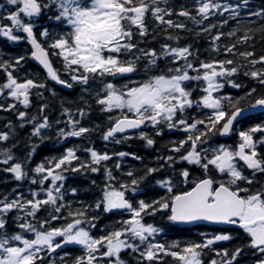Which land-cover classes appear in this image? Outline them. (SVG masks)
<instances>
[{"label":"snow or ice","instance_id":"obj_1","mask_svg":"<svg viewBox=\"0 0 264 264\" xmlns=\"http://www.w3.org/2000/svg\"><path fill=\"white\" fill-rule=\"evenodd\" d=\"M162 3L167 4L168 0H4L0 3V37L14 43L27 40L33 49L30 58L43 66L51 81L63 87L71 89L75 82L89 92L90 82L98 78L131 76L141 70L150 74L143 81L130 79L122 86L104 83L103 88L94 93L100 111L116 113L108 116L110 126L102 135L105 142L119 145L135 138L143 140L146 147H154L155 137L163 136L165 131L185 134L166 145L172 154L158 157L163 164L146 167L141 175L130 169L122 173L129 178L126 181L114 175L106 162L113 156L134 160L143 157L124 151L109 154L86 147L83 151L89 154V159L83 160L77 155L80 148H67L63 155L41 162L33 169L39 175L37 179L30 178L26 171L35 145L22 162H17L12 152L15 144L0 148V165L8 166L4 171L13 174L16 181L30 180L40 187V191L30 192V199L23 193L11 199L8 195L0 198V264H44L46 257L50 258L48 264H57V259L60 264H69L68 253H57L66 245L83 249V254L72 258L70 264H127L121 254L129 250L138 254V264H167L165 257L178 264H205V249L218 257L208 264H241V261L264 264V123L239 131L236 128L253 118L249 115L253 110L260 109L264 118V94L249 99L257 92L255 87L238 97L220 94L226 84L234 89L245 87L232 79L241 72L264 86V55L257 57L254 51L238 48L254 39L249 33H264V23L256 28L240 27L242 23L264 21V8L251 10L250 0H237L235 4L196 0V15H193L191 10L181 6L175 15L190 19L197 26L203 25L197 35L208 33L211 51L225 57L199 60L198 52L190 45L165 44L159 52L140 47L142 40L136 38L149 35L145 22L149 17L158 22V26H164L165 32L168 29L192 31L183 22L166 19L173 15V9L161 7ZM225 13L228 16L219 24H204L213 16ZM42 18L51 21V28L60 31L44 28L37 32ZM229 20H236L237 27L227 33L212 34L213 29L222 28ZM241 31L243 35H238ZM38 35L43 40H39ZM223 37L236 39L230 44L217 43ZM167 39L179 40V37L169 34ZM50 52L61 58L71 82L61 78ZM229 54L233 58H227ZM25 59L19 56L6 60L0 54V73L4 75V80L0 81V98L13 101L8 105L0 103V111L15 110L21 121L19 126L32 124V136L43 141L47 137L42 130L52 128L44 114L48 105H40L39 116H29L27 111L17 107L29 109L32 97L43 98L39 89L47 88L45 82L35 77L14 75ZM140 61H144L142 68ZM160 61L167 62L165 67H160ZM192 82L201 92L198 98L193 95L197 87H193ZM52 94L56 95L54 91ZM192 109L197 110L196 115L190 112ZM87 114L83 108L76 111L81 119ZM61 115L67 117L65 121H56L67 126L58 130L61 141L94 131L82 126L81 120L75 119L68 108H64ZM8 127L11 129V125ZM147 127L153 129L154 135L142 130ZM12 135L0 131V143L9 141ZM232 135L238 138L235 146L210 143L213 136ZM177 164L186 166L176 168ZM165 166L171 172L155 179V184L171 195L152 201L138 199L134 203L132 198L141 192L142 183L162 172ZM115 168L119 172L121 164L117 162ZM194 169L199 170L198 176L193 175ZM102 170L105 184L94 204L77 201L79 206L74 208L72 202L65 200L67 194H77L76 188H65L67 173ZM177 188L183 190L173 194ZM90 208L105 213L128 212L130 218L118 221L119 227L97 237L90 229L96 228L94 221L99 220V216H89ZM42 210L48 213L44 218L38 216ZM160 212H167L168 221L175 225L197 222L234 225L243 231L247 240L235 246L231 254L228 249L218 251L211 247L217 242L236 239L230 232L221 231L211 237L202 234L201 242L184 245L157 242L155 237L162 229L145 223L144 218ZM10 220L19 231L9 232ZM60 220L65 223L52 227L53 222ZM53 253H57V257L53 258ZM244 256L248 259L243 260Z\"/></svg>","mask_w":264,"mask_h":264},{"label":"trees","instance_id":"obj_2","mask_svg":"<svg viewBox=\"0 0 264 264\" xmlns=\"http://www.w3.org/2000/svg\"><path fill=\"white\" fill-rule=\"evenodd\" d=\"M221 3L235 4L237 0H220ZM0 3H4V0H0ZM161 7L172 8L173 15L171 17H166V19H173L178 22H183L187 25L188 29H192V31L188 30H179V29H168L167 32L163 31L164 26H158V22L154 21L151 17L146 18V24L149 28V35L143 38L137 37L136 39L142 40L140 44L141 48L145 49H155L157 52L160 51L161 45H171L173 47H184L191 46L194 51L198 52L199 60H209L213 57L218 59H224L223 55H217V53L211 51V41L208 33H201L197 35L200 31V28L203 27L197 26L190 19L185 17H178L175 15V12H178L181 6L192 11L193 15H196L195 7L196 0H168L167 4H161ZM251 10L264 8V0H250ZM242 15H246L242 12ZM228 16V13H225L224 16H213L210 20L205 21L204 24L216 23L219 24ZM199 18V17H197ZM257 18L253 17V20ZM264 23V21H258L253 24H244L240 25L241 28L244 27H252L256 28L259 24ZM52 22L47 20L46 18H42L41 21L37 25V32L44 28H50L53 31H60L59 28H51ZM237 27L236 20H229L227 25H224L222 28H217L212 30V34L214 35L217 31L229 32L232 29ZM171 34L173 36H178L179 40H168L167 36ZM25 35V34H21ZM238 35H243V32H238ZM249 35L253 36L254 39L249 41L248 44L239 45V50H248L254 51L256 56L264 55V33L260 32H252ZM39 40H43V37L38 35ZM236 38H228L223 37L221 41L217 43L221 44H230ZM135 42V41H134ZM251 45V47L249 46ZM31 45L27 40L21 41L19 43L9 42L6 38L0 37V54H3L4 59H12L19 56H25L26 59L22 61V67L17 68L14 72V75H17L19 78H23L28 76L29 78H37L42 82H45L47 88L39 89L40 92L43 93V98L38 96L32 97V106L29 109H23L20 105H17L18 108L22 111H27L29 116H39V108L42 104H47L48 108L45 109L44 114L48 116L49 122L52 124L51 129L42 130V134L47 137L43 141L40 140L39 137L32 136L33 125L25 123L24 127H20L21 121L17 119V115L15 110L8 111H0V131H6L13 133L12 138L7 141L0 143V148L10 147L12 144H15L16 147L12 149V152L16 158L17 162H22L28 157V153L32 150L33 145L36 146L35 152L31 155L30 159H28L26 165V171H28L29 177H35L39 179V175L36 174L33 169L39 165L41 162H46L48 159L53 157H58L64 154L67 148H80L81 150L77 152V155L80 156L83 160L89 159V154L83 151L86 147H92L98 152H108L109 154H113L116 152L124 151L135 153L136 155L143 157L142 160H134L131 158L121 159L118 156H113V159L107 161V166L112 169L113 174L118 176L121 181H126L129 178L123 176L122 173L134 169L136 170L137 175H141L146 167H156L160 164H163L162 160H159L158 157L172 154L168 151L166 145H169L172 140L181 139L185 136L184 133L173 131L168 132L165 131L163 136H156V144L154 147H146L145 142L140 139H131L127 140L119 145L114 144L112 142H105L102 139L103 133L110 126L108 116L115 115L116 113L109 114L106 112L100 111L99 105L96 104L94 93L103 88L104 83L113 82L118 85H123L127 83L130 79L136 81H143L148 78V75L144 71H138L136 73L131 74V76H123V77H105L98 78L94 82H90L91 91L85 92L84 86L73 83V87L71 89H65L59 87L56 83L51 81L47 77V73L36 64L31 56ZM50 56L53 62V65L56 69L60 70V75L62 79L69 80V74L64 70V65L59 57ZM227 58H233L229 54ZM191 59V58H190ZM141 68L143 67L144 61H140ZM166 61H160V67L163 68L166 65ZM260 67V65H257ZM232 79L237 80L242 83L245 87L240 89H234L230 85H225L222 90L223 95H230L233 97H238L244 95L248 90L255 87L257 92L253 97H249V99H254L255 97L264 94V86L259 85V83L255 80H252L249 77H246L242 74L238 76L232 77ZM4 80V75L0 73V81ZM71 82V81H70ZM193 87H197L195 82H192ZM34 92L37 90H33ZM55 92L56 95H53L52 92ZM195 97H199L201 92L197 87V91L193 93ZM87 101V104H85ZM0 103L5 105L13 103V101L9 99L0 98ZM90 105V107H89ZM64 108H68L72 111L75 119L81 120V125L88 127L90 129H94V131L86 134L80 138H67L58 139L57 133L61 128L66 129L65 123L57 124L56 121H65L67 119L66 116L61 115ZM83 108L88 114L81 119L76 115L77 109ZM193 115L197 114L196 109L190 110ZM252 119L245 120L241 124L237 125V131L241 129H247L253 124L264 123V118L262 115L251 116ZM27 119V118H26ZM11 125V129L8 127ZM143 131L148 132L151 135H154V131L152 128L147 127ZM135 135V134H132ZM237 136L232 135L230 137L222 138L220 136H213L210 140L211 144H220L227 143L235 146L237 143ZM119 162L121 164V168L119 172L115 168V164ZM186 165L177 164L176 168H181ZM8 167L7 165H0V198L5 195L9 196V199L15 197L18 193H23L25 198H31L30 192L32 190L40 191L39 185L31 184L30 180L24 181H16L13 177V174L4 171L3 169ZM171 172L167 166L164 167V170L160 173H157L155 177H149L145 180L141 185V192L137 193L135 197H133V202L135 203L138 199H144L146 201H152L156 199H160L162 197L169 196L171 194L167 193L166 190L159 188L155 184V179H159ZM68 179L64 182L66 189H77L76 196H72L67 194L65 196V200L72 202L73 207L79 206L76 202L83 201L85 204H94L100 196V190L103 188L105 184V173L102 170L99 173H67ZM193 175L198 176L199 170L194 169ZM95 181V184L92 183ZM49 185L46 183L44 185L47 188ZM189 188L191 185L188 186ZM15 189V191H13ZM183 190L182 188H177L174 190L173 194L178 193ZM41 197H43V192L41 191ZM14 215V214H11ZM48 215L47 211L42 210L38 213L40 218H44ZM89 216H99V220L94 221L96 223V228L90 229L91 234L93 236H102L106 232L110 231L114 227H119L118 221H123L125 219L130 218V214L128 212H115V213H105L102 210L97 212L93 211V209L88 210ZM167 212H160L154 216H145L144 221L147 224H152L162 229L161 233L155 237L157 242L171 244L172 242H179L181 245L191 243V242H201L204 239L202 234H207L208 237H211L219 232H230L236 239L230 241L217 242L212 245L213 249L218 251H223L224 249H228L231 254L232 249L235 246L242 245L246 242L247 237L243 233L241 229L236 226L230 227H220V226H209V225H200V226H179L172 224L167 219ZM65 223V221H55L52 224V227H58L61 224ZM84 227H88L87 225H82ZM19 229L16 228V225L13 221H9V232H16ZM31 237V234H28ZM34 238V237H31ZM206 255L203 257L205 264L211 259H218L216 257L215 252H210L209 250H204ZM247 251V250H246ZM57 253L59 255H64L68 253L69 264L72 258L82 255L83 249L79 246L74 245H66L62 249H58ZM57 253H53L52 257H57ZM43 254V253H42ZM122 258L126 260L127 264H138V254L132 253L131 250L128 252H124L121 254ZM243 256V254H242ZM50 258L46 257L44 264H48V260ZM167 264H178V262L173 261L170 257L164 258ZM248 257L244 256L243 260H247ZM57 264H60L57 259ZM147 264V262H145ZM243 264V261H241Z\"/></svg>","mask_w":264,"mask_h":264},{"label":"water","instance_id":"obj_3","mask_svg":"<svg viewBox=\"0 0 264 264\" xmlns=\"http://www.w3.org/2000/svg\"><path fill=\"white\" fill-rule=\"evenodd\" d=\"M33 51V49H32ZM50 55V54H49ZM51 58V57H50ZM35 63H37L38 65H40L37 61L34 60ZM41 68L46 72V70L43 68L42 65H40ZM54 66V65H53ZM57 84V83H56ZM60 87H63L62 85L58 84ZM66 88V87H63ZM68 89V88H66ZM261 114V110L260 109H256L253 110L249 113L250 116H257ZM143 130V129H142ZM130 134H135V133H130ZM179 225H183V226H199V225H210V226H221V227H228V226H234V225H218V224H212V223H208V222H197L194 224H179Z\"/></svg>","mask_w":264,"mask_h":264}]
</instances>
